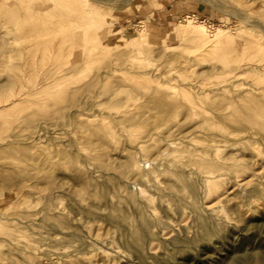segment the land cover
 <instances>
[{
    "label": "rangeland",
    "instance_id": "obj_1",
    "mask_svg": "<svg viewBox=\"0 0 264 264\" xmlns=\"http://www.w3.org/2000/svg\"><path fill=\"white\" fill-rule=\"evenodd\" d=\"M63 1L0 0L3 97L14 90L8 72L24 68L23 6L41 11L34 30L64 33L57 68L86 55L74 73L0 110V264H138L126 190L145 213L149 264H264V115L247 122L236 92L264 85V0ZM186 19L211 39L216 26L223 34L205 46ZM41 78L29 69L25 82ZM170 128L197 140L167 146ZM211 142L230 176L206 189L186 174L196 193L182 197L173 171L195 168L190 150ZM133 157L147 183L132 179Z\"/></svg>",
    "mask_w": 264,
    "mask_h": 264
},
{
    "label": "bare ground",
    "instance_id": "obj_2",
    "mask_svg": "<svg viewBox=\"0 0 264 264\" xmlns=\"http://www.w3.org/2000/svg\"><path fill=\"white\" fill-rule=\"evenodd\" d=\"M78 0H64L63 3L68 5L69 3L75 2ZM23 6V5H22ZM3 8V6L1 7ZM24 10L21 16L28 13V15L23 16L21 18L20 15L18 17L24 21L25 25H23L24 29L27 31L26 34L22 40L24 42L23 48L17 52L21 56V58L24 61V68L22 71L20 70H13L8 72L9 76V86H12L14 90L12 91V94L10 96H4L0 95V110H3L7 107V104L9 105L13 104L14 102H21L26 101L29 99L31 95L36 93V91L40 90L42 87L47 85V81L54 80L56 78L64 77L68 73H74L76 70H78L86 60V55H76L73 56L70 62L66 65V67H59L56 66L55 59L57 56H53L54 53L59 49L60 46L57 45H64L63 38L64 33L57 30H47L49 33H51L49 36H47V32L44 34L38 32V30H34L35 27L40 26L41 23L44 25L45 21L40 19V10H37V12H32L31 10L27 9L23 6ZM6 9V7L4 8ZM2 9L3 13H7L6 10ZM32 9V8H31ZM52 10H48V13H50ZM21 12V11H20ZM53 16H56V14ZM14 15V14H12ZM17 15H14L15 20L17 19ZM186 18H189L188 16ZM32 19V20H31ZM185 19V18H184ZM18 20V19H17ZM19 20V21H21ZM183 23L186 28L190 27V29L197 35L198 38L201 39L202 44L205 46H212V42H217L219 37L223 34V31L219 26H216L214 31L213 38H209L206 31L204 30L202 25H191V22L189 20H184ZM54 24L50 23L49 25ZM47 27V26H46ZM72 34H76L74 32H71ZM16 39H12V41L8 42L9 44H16ZM79 44V35H74L72 39L70 40V46H78ZM264 47V46H263ZM69 49V47H68ZM245 49V45H243L242 50ZM77 50V49H76ZM66 48L62 50V52H65ZM2 64L0 65V70L3 71ZM256 69L258 70L261 68V66H257V64H246L243 66V70L248 69ZM32 69L33 72H37L41 75V79L37 83V85L34 86H28L25 82V75H27L28 70ZM264 69V65L263 68ZM240 75V74H237ZM125 82V80H121ZM232 80L223 82L215 87H212L208 90H227L231 87ZM248 85V84H247ZM250 88H242L239 92V100L247 102V104H239L238 109L244 114L245 119L247 122H250L251 115L253 114H260L264 115V85H258L256 84H250ZM34 90V91H33ZM206 90V89H204ZM263 99V100H262ZM216 122L219 123L222 121V118L224 116L222 113H218L216 116ZM78 126H85L86 124H89V120L86 119H77ZM40 126V125H38ZM41 128V127H40ZM209 134H216L213 131V127L208 129ZM175 130L173 128H170L165 131L164 134L168 137L166 140L167 146H181L186 144V142H195L197 140L195 137V134L193 136L191 135H185L181 132L174 133ZM213 139V138H210ZM146 142L145 139H142L137 142V144L134 146L135 149L143 147L144 143ZM218 146L214 144V142L209 143L208 145L201 146L199 148H195L193 151L190 150L189 156L187 155V162L191 163L195 166H188L184 169H176L173 171L175 175L178 177V181L181 182L184 185L183 187H179L178 184L175 185V183H170V187H177L181 191L182 197L186 196V194L192 195L196 193L195 188V181L186 179V174H194L197 178L196 180L200 181V183L204 186L206 189L211 188H217L219 187V184L222 182L225 176H230L226 172L227 167L221 164L220 161L217 160L218 155ZM159 156V154H158ZM139 158L133 157L131 159V165L132 169L134 171L132 175V179L135 181V183H143L148 180L144 178L143 171L140 170V167L137 163ZM140 162V161H138ZM219 162V163H218ZM188 165V164H187ZM143 166V165H142ZM100 174H105L104 171H99ZM185 175V176H184ZM79 177L82 178L81 175ZM145 186V185H144ZM125 197H127L128 203L132 208L136 210V217H137V224H134V221L132 220L131 216H125L124 219L129 223L128 231L130 235L133 237L134 241V248L135 253L133 254V259L138 264H149L151 256V251H149L147 248H145L146 243V237L149 235L148 230V223L145 218V213L142 209L138 207L137 199L135 195L131 191H125ZM142 208L148 209L149 212L148 216L155 218L154 213L152 210L149 209L147 203H142ZM209 208V207H207ZM200 223L202 226H207V221L204 218H199ZM30 248H35L34 245H27ZM46 252V251H45ZM153 253V252H152ZM57 254V253H53ZM119 254L117 252H114L113 257L118 258Z\"/></svg>",
    "mask_w": 264,
    "mask_h": 264
}]
</instances>
